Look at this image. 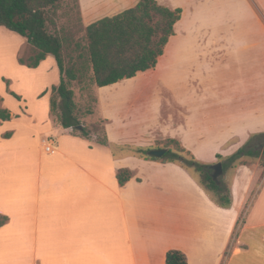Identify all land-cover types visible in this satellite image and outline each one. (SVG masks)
<instances>
[{
    "label": "crops",
    "instance_id": "0c3cea01",
    "mask_svg": "<svg viewBox=\"0 0 264 264\" xmlns=\"http://www.w3.org/2000/svg\"><path fill=\"white\" fill-rule=\"evenodd\" d=\"M157 1L183 12L157 68L147 71L157 77L147 83L155 92L149 106L129 109L146 99L118 88L134 81L95 85L108 142L141 148L171 138L200 162L215 163L217 154L229 157L242 148L237 143L264 133V0ZM120 2L80 5L84 26L139 0ZM45 89L36 94L46 111L44 127L23 96L8 109L11 120H0V204L11 207L0 206L9 218L0 234L11 231L2 245L10 258L0 247V264H166L171 250L184 253L188 264H264V211H255L258 224L251 223L248 207L259 197L250 199L248 166L237 171L248 185L241 190L236 182L232 207L222 208L178 164L115 156L112 147L74 136L52 121V88ZM51 141L53 151H46ZM125 168L132 178L120 186L117 173ZM56 207L54 215L49 208Z\"/></svg>",
    "mask_w": 264,
    "mask_h": 264
},
{
    "label": "trees",
    "instance_id": "16d2710c",
    "mask_svg": "<svg viewBox=\"0 0 264 264\" xmlns=\"http://www.w3.org/2000/svg\"><path fill=\"white\" fill-rule=\"evenodd\" d=\"M62 1L64 0H0V27L20 35L35 48V54L27 60L19 59L20 64L35 69L49 55L55 58L61 81L58 86L52 88L50 106L51 114L57 122L64 129H71L74 136L91 141L94 140L93 133L101 131L102 134L95 142L112 147L108 142L105 120H102L101 126H94V130L81 122L75 93L71 88L72 83L79 79L77 65L68 63L67 66V40L48 30L47 12L56 8ZM182 12L180 8L173 10L160 5L157 0H139L135 7L85 27L87 63L83 62L82 68L85 69V65L89 64L93 82L99 88L131 80L139 73L155 70L170 38L175 34V25L181 20ZM76 46L81 45L77 42ZM79 59H84V56L81 54ZM16 98L21 99L19 96ZM91 113L89 110L88 114ZM11 117L0 97V120L10 121ZM11 135L7 133L4 138H10ZM170 142L175 148L169 149L162 158L150 156L149 152L153 149L140 147L134 149V154L141 155L137 158L146 161L180 165L220 207L231 208L232 190L214 180L212 165L200 162L178 140L171 139ZM263 156L264 150L248 149L245 145L229 157L220 154L216 157L223 160L220 163L226 172L237 165L246 166V159L262 160ZM131 178L130 169H120L117 173L120 186H125ZM246 211L247 207L242 212V217ZM8 222V217L0 215V228ZM166 264H188V260L181 251L171 250L166 255Z\"/></svg>",
    "mask_w": 264,
    "mask_h": 264
},
{
    "label": "rangeland",
    "instance_id": "374dc122",
    "mask_svg": "<svg viewBox=\"0 0 264 264\" xmlns=\"http://www.w3.org/2000/svg\"><path fill=\"white\" fill-rule=\"evenodd\" d=\"M120 1L121 0H64L56 8L50 9L47 12L48 30L51 33L57 34L67 40L65 48L67 56V66L68 63H74L75 65H77L76 68H78L79 79L72 83L71 88L75 93V102L78 105L79 118L81 119V122L87 127L92 128L93 130L94 126L102 125L103 118H101L100 115L98 102H96L95 84L93 82L92 71L90 70L89 64L85 65V69L81 66L83 62L87 63V41L85 36V26L82 22L80 5H119V3H121ZM77 42H79L81 46L77 47ZM34 54L35 48L31 46L26 39L16 33L10 32L5 28L0 27V97L3 99V106L4 108L11 110L10 108L15 107V105L18 106L17 100L23 101L24 99V104H26L25 107H28L29 109H32L33 112L37 113L40 119V126L44 127L47 121L46 111L42 106L37 104L36 94L40 92L44 87H46V89H51L53 88L54 84L58 86L61 81V75L58 70L55 58L51 55H49L50 57L45 61L43 68L39 71H36V68L35 70L27 67L26 65L20 64L19 59L27 60ZM81 54L84 56V59L82 60L79 59ZM51 61L53 62V64H55L54 68L55 71H57V75L55 71L51 70L50 68L52 66ZM130 81L134 82H124L118 88L127 92H135V94L139 95V97L146 99L142 100L141 103L130 104L129 109L131 108V110H133L147 108L149 106V103L153 100L151 97H153V94L155 93L154 90H151V88L147 86V83L157 81V77L154 73L146 72L140 74L137 78ZM164 94L165 102H169V92L165 91ZM51 95L52 89L50 91V96ZM16 96H19L21 99H17ZM21 96H23V99ZM25 107L20 106V108L22 109H25ZM124 107L128 109L127 105ZM124 107H119L121 108L122 112L124 110ZM89 110L92 111L91 114H88ZM165 114H167V111H165ZM52 121H54L55 123L57 122L56 118H54L53 116ZM29 122H31V120ZM93 134V138L95 141L97 137H99L102 133L101 131H98L97 133ZM170 140L171 138H158L155 144L147 145L146 147L141 148H165L167 150L174 149V144L171 143ZM191 140L194 141L197 140V138H191ZM237 144H239L241 147L246 145L248 149L263 151L264 133L258 134V136L251 138L243 145L240 142ZM29 146L30 150L33 152L31 154H33L34 157L38 159L39 154L37 153V150H34L31 145ZM136 148L139 147L135 145H125L114 146L111 149L115 156L127 154L128 156L139 157L141 155L134 154L136 153L134 152V149ZM224 150H226L225 152H227V150L229 149L225 148ZM231 150L234 149L231 148L229 151ZM221 155L224 156L223 154ZM206 156L210 157L211 155L206 154ZM222 161L223 160H219L217 157H215V163H212L210 165L218 164ZM245 161L247 163L246 166H248L253 171L252 176L254 177L253 186L249 193L250 199L255 196L259 197V202L255 205V207L251 208V205H249L248 207V211L251 210V214L253 217V221L251 223L254 224L257 222V220H259L257 214L258 212L255 211H264V156L262 160L246 159ZM239 167L240 165H237L234 168L228 169L218 178V181L223 183L227 188H229V190H232V186L237 182L236 186L238 185L241 190H244L245 186L248 185L247 183L249 182V180H247V177L245 175H238L237 171ZM20 174L21 173L19 172V177ZM0 206L8 210L11 209L8 204H0ZM49 210L54 215H57L58 213L57 207L54 208V211L52 208H49ZM32 224L33 221L31 215L28 219H26L25 225L31 226ZM10 239V230H6L5 232H2L0 234L1 252L6 254L9 258L10 250H3L2 245L5 243H9ZM120 242L123 246L124 243L122 237Z\"/></svg>",
    "mask_w": 264,
    "mask_h": 264
},
{
    "label": "water",
    "instance_id": "95a60500",
    "mask_svg": "<svg viewBox=\"0 0 264 264\" xmlns=\"http://www.w3.org/2000/svg\"><path fill=\"white\" fill-rule=\"evenodd\" d=\"M167 149H153L149 152L152 157L162 158L166 155ZM212 169L215 171L213 178L218 181V178L224 173V168L222 163L212 165Z\"/></svg>",
    "mask_w": 264,
    "mask_h": 264
},
{
    "label": "built area",
    "instance_id": "2783aa9c",
    "mask_svg": "<svg viewBox=\"0 0 264 264\" xmlns=\"http://www.w3.org/2000/svg\"><path fill=\"white\" fill-rule=\"evenodd\" d=\"M53 148H54V142L53 141L48 142L47 145H46V151L52 152Z\"/></svg>",
    "mask_w": 264,
    "mask_h": 264
},
{
    "label": "flooded vegetation",
    "instance_id": "af4514ba",
    "mask_svg": "<svg viewBox=\"0 0 264 264\" xmlns=\"http://www.w3.org/2000/svg\"><path fill=\"white\" fill-rule=\"evenodd\" d=\"M213 171V174L215 173V171L214 170H212Z\"/></svg>",
    "mask_w": 264,
    "mask_h": 264
}]
</instances>
